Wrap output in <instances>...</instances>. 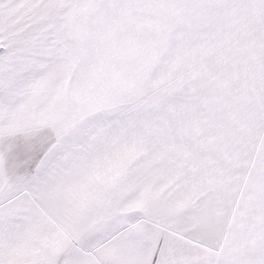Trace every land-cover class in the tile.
Masks as SVG:
<instances>
[{"label": "snow or ice", "instance_id": "obj_1", "mask_svg": "<svg viewBox=\"0 0 264 264\" xmlns=\"http://www.w3.org/2000/svg\"><path fill=\"white\" fill-rule=\"evenodd\" d=\"M0 264H264V0H0Z\"/></svg>", "mask_w": 264, "mask_h": 264}]
</instances>
